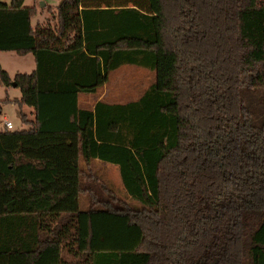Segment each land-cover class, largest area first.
I'll list each match as a JSON object with an SVG mask.
<instances>
[{"label":"trees","instance_id":"trees-1","mask_svg":"<svg viewBox=\"0 0 264 264\" xmlns=\"http://www.w3.org/2000/svg\"><path fill=\"white\" fill-rule=\"evenodd\" d=\"M36 13L0 0V50L35 60L13 76L0 64L28 124L0 130V264H264V0ZM122 64L155 78L80 107ZM96 159L117 165L124 195Z\"/></svg>","mask_w":264,"mask_h":264},{"label":"rangeland","instance_id":"rangeland-1","mask_svg":"<svg viewBox=\"0 0 264 264\" xmlns=\"http://www.w3.org/2000/svg\"><path fill=\"white\" fill-rule=\"evenodd\" d=\"M9 2L10 0H4ZM61 0H23L24 5H35L37 13L31 18L32 25L42 23L53 18L55 7ZM0 62L5 70L13 76L16 71L29 72L34 67V56L31 52L18 54L12 50H0ZM154 70L136 64H122L113 69L109 74V79L105 84L106 93L102 100L106 102H125L138 98L148 85L154 80ZM20 88L12 83L10 85L0 84V120L7 117L13 124V128H25L27 123L22 122L19 106L12 100L20 97ZM79 105L83 106L81 99ZM29 108V107H28ZM28 117L31 118L32 112L26 110ZM94 160V169H97L104 179L111 180L116 188L124 195L119 169L116 164ZM79 206L85 209L88 206V198L81 195Z\"/></svg>","mask_w":264,"mask_h":264},{"label":"crops","instance_id":"crops-1","mask_svg":"<svg viewBox=\"0 0 264 264\" xmlns=\"http://www.w3.org/2000/svg\"><path fill=\"white\" fill-rule=\"evenodd\" d=\"M40 23V22H39ZM13 51V50H12ZM15 52V51H14ZM0 64H1V62H0ZM1 66H2V64H1ZM3 67V66H2ZM34 67H35V60H34ZM33 67V68H34ZM32 68V69H33ZM31 69V70H32ZM30 70V71H31ZM29 71V72H30ZM16 72H18V71H16ZM15 72V73H16ZM21 72H27V71H21ZM10 75V74H9ZM109 79V78H108ZM108 81V80H107ZM106 81V82H107ZM106 82L102 85V86H100V87H98L97 88V90L96 91H94V92H88V93H86V92H80L79 94H78V104H79V101H80V99H81V101H82V103H84V105L83 106H80V107H84V108H93L94 107V105H95V103L98 101V100H102V98H103V96L105 95V93H106V88H105V84H106ZM110 103H113V102H110ZM28 110H31V108H28V107H26ZM2 111V110H1ZM96 160H99V159H96ZM99 161H101V160H99ZM104 162V161H103ZM108 164H111V163H108Z\"/></svg>","mask_w":264,"mask_h":264},{"label":"built area","instance_id":"built-area-1","mask_svg":"<svg viewBox=\"0 0 264 264\" xmlns=\"http://www.w3.org/2000/svg\"><path fill=\"white\" fill-rule=\"evenodd\" d=\"M13 128V124L7 117H3V119L0 122V130L1 129H11Z\"/></svg>","mask_w":264,"mask_h":264},{"label":"water","instance_id":"water-1","mask_svg":"<svg viewBox=\"0 0 264 264\" xmlns=\"http://www.w3.org/2000/svg\"><path fill=\"white\" fill-rule=\"evenodd\" d=\"M12 84H13V85H15V82H14V81H12Z\"/></svg>","mask_w":264,"mask_h":264}]
</instances>
